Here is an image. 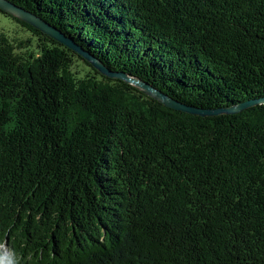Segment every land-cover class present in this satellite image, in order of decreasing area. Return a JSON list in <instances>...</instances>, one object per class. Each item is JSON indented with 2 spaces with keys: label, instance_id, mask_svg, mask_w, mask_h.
<instances>
[{
  "label": "trees",
  "instance_id": "trees-1",
  "mask_svg": "<svg viewBox=\"0 0 264 264\" xmlns=\"http://www.w3.org/2000/svg\"><path fill=\"white\" fill-rule=\"evenodd\" d=\"M11 1L181 102L264 97V0ZM0 12L1 264H264V103L168 107Z\"/></svg>",
  "mask_w": 264,
  "mask_h": 264
},
{
  "label": "water",
  "instance_id": "water-1",
  "mask_svg": "<svg viewBox=\"0 0 264 264\" xmlns=\"http://www.w3.org/2000/svg\"><path fill=\"white\" fill-rule=\"evenodd\" d=\"M0 9L5 13L16 17L17 19L25 20L28 23H31L35 27L41 29L44 32L49 33L60 41L64 42L68 46L79 51L87 60L92 62L98 69H100L104 74L119 77L131 83L138 89L147 93L148 95L158 99L160 102L164 103L166 106L185 111L191 114H197L202 116L207 115H217L222 113H238L244 110L247 107L256 105L258 103H264V97L259 100H250L237 103L233 106L219 107V108H199L187 103L181 102L178 99L173 98L167 93L163 92L161 89H158L151 85L150 83L140 79L136 76H131L125 72H116L112 71L110 68L105 66L97 57L92 55L90 52L83 49L80 45L76 44L71 38L67 37L65 33L61 30L50 24L47 20L37 15L36 13L16 4L11 0H0Z\"/></svg>",
  "mask_w": 264,
  "mask_h": 264
},
{
  "label": "rangeland",
  "instance_id": "rangeland-1",
  "mask_svg": "<svg viewBox=\"0 0 264 264\" xmlns=\"http://www.w3.org/2000/svg\"><path fill=\"white\" fill-rule=\"evenodd\" d=\"M3 32L8 36L10 40H14L16 39V37H31V34L26 31L17 21L0 12V34ZM1 249L4 256H7L9 254V251L6 246H2Z\"/></svg>",
  "mask_w": 264,
  "mask_h": 264
},
{
  "label": "bare ground",
  "instance_id": "bare-ground-1",
  "mask_svg": "<svg viewBox=\"0 0 264 264\" xmlns=\"http://www.w3.org/2000/svg\"><path fill=\"white\" fill-rule=\"evenodd\" d=\"M42 229V228H41ZM85 243V242H84ZM77 252V251H76Z\"/></svg>",
  "mask_w": 264,
  "mask_h": 264
}]
</instances>
